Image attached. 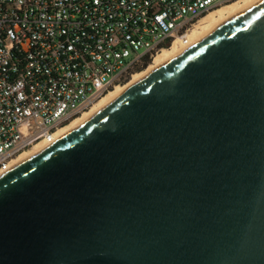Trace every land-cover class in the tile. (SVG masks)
I'll return each instance as SVG.
<instances>
[{
    "label": "water",
    "instance_id": "obj_1",
    "mask_svg": "<svg viewBox=\"0 0 264 264\" xmlns=\"http://www.w3.org/2000/svg\"><path fill=\"white\" fill-rule=\"evenodd\" d=\"M0 264H264V0L1 175Z\"/></svg>",
    "mask_w": 264,
    "mask_h": 264
},
{
    "label": "built area",
    "instance_id": "obj_2",
    "mask_svg": "<svg viewBox=\"0 0 264 264\" xmlns=\"http://www.w3.org/2000/svg\"><path fill=\"white\" fill-rule=\"evenodd\" d=\"M237 0H0V175Z\"/></svg>",
    "mask_w": 264,
    "mask_h": 264
},
{
    "label": "bare ground",
    "instance_id": "obj_3",
    "mask_svg": "<svg viewBox=\"0 0 264 264\" xmlns=\"http://www.w3.org/2000/svg\"><path fill=\"white\" fill-rule=\"evenodd\" d=\"M263 0H237L227 5L221 6L207 15H205L199 24L197 25V29L190 35V46L195 45L201 41H203L206 37H208L212 32L216 29L230 21L231 19L237 17L248 9L252 8L256 4L260 3ZM189 45V44H188ZM183 45L179 41H176L171 47L162 50L157 55H155L152 59L151 64L141 72L134 73L128 83L124 85H116L112 90L103 95L100 99H98L87 112H83L81 115L73 119L68 125L61 128L56 134V140L53 143L41 142L35 145L33 148L25 151L19 155L15 162V166L23 163L24 161L30 159L31 157L37 155L42 152L46 148L50 147L67 134L77 129L81 125H83L86 121H88L91 117L97 114L100 110H102L105 106L110 104L112 101L120 97L130 88L135 86L137 83L142 81L145 77L156 71L157 69L163 67L164 65L171 62L173 59L178 57L183 51H185L190 46ZM1 176V175H0Z\"/></svg>",
    "mask_w": 264,
    "mask_h": 264
},
{
    "label": "trees",
    "instance_id": "obj_4",
    "mask_svg": "<svg viewBox=\"0 0 264 264\" xmlns=\"http://www.w3.org/2000/svg\"><path fill=\"white\" fill-rule=\"evenodd\" d=\"M151 63V60L150 59H147L144 63L143 66L139 67L138 69L135 70V72H141V71H144L148 65Z\"/></svg>",
    "mask_w": 264,
    "mask_h": 264
},
{
    "label": "rangeland",
    "instance_id": "obj_5",
    "mask_svg": "<svg viewBox=\"0 0 264 264\" xmlns=\"http://www.w3.org/2000/svg\"><path fill=\"white\" fill-rule=\"evenodd\" d=\"M196 29H197V28H196ZM151 62H152V60H151ZM150 64H151V63H150ZM150 64H149V65H150ZM149 65H148V66H149ZM134 73H137V72H134ZM130 78H131V77H130ZM130 78H129L124 84L128 83V81L130 80ZM124 84H122V85H124ZM90 109H91V108H90ZM90 109H88L87 111H89ZM87 111H85V112H87ZM30 151H31V150H30ZM27 152H29V151H27Z\"/></svg>",
    "mask_w": 264,
    "mask_h": 264
}]
</instances>
